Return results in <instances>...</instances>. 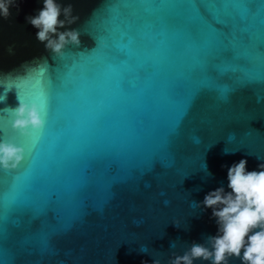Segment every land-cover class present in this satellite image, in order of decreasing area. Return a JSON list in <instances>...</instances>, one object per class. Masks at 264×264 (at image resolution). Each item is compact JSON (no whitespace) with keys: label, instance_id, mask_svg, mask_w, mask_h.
<instances>
[{"label":"water","instance_id":"obj_1","mask_svg":"<svg viewBox=\"0 0 264 264\" xmlns=\"http://www.w3.org/2000/svg\"><path fill=\"white\" fill-rule=\"evenodd\" d=\"M55 2L78 17L58 28L80 33L62 57L26 20L43 0L0 17V109L19 93L46 111L31 151L0 111V140L25 148L0 169V264H167L208 246L219 225L205 195L230 192L241 159L264 163V0Z\"/></svg>","mask_w":264,"mask_h":264},{"label":"clouds","instance_id":"obj_2","mask_svg":"<svg viewBox=\"0 0 264 264\" xmlns=\"http://www.w3.org/2000/svg\"><path fill=\"white\" fill-rule=\"evenodd\" d=\"M16 0H0V17L7 19L9 7L15 6ZM63 13L64 19H59ZM28 23L38 29L36 38L44 43L45 49L56 57L64 55L67 45H80V33L76 29L58 31L65 25L78 20L72 15V6L61 8L55 0H43V8L35 17H26ZM46 65V62L45 64ZM43 65H40L39 69ZM6 95L0 102L6 101ZM16 107H7L0 111L11 117V128L21 136L30 138L36 143L46 126V111L42 104L32 101L25 103L17 94ZM234 134H229V139ZM225 154L229 151L224 150ZM25 160V148L9 140H0V169L16 170ZM247 160L241 159L227 170L228 188L225 193L220 187L205 195L203 206L212 209V216L219 225V234L210 236L206 243H193L182 255L172 253L167 264H193L194 260L209 261L210 264H228L230 257H237L242 264H264V163L258 165L260 171H246ZM206 175L207 167L204 165ZM167 203V201L165 202ZM196 207H200L196 204ZM255 230V231H254ZM176 247L175 242L171 244ZM147 247L141 246L140 251L147 253ZM243 254L241 255V251ZM153 264H161L154 259Z\"/></svg>","mask_w":264,"mask_h":264},{"label":"snow or ice","instance_id":"obj_3","mask_svg":"<svg viewBox=\"0 0 264 264\" xmlns=\"http://www.w3.org/2000/svg\"><path fill=\"white\" fill-rule=\"evenodd\" d=\"M59 108V101L57 96L54 94L53 99L48 103V116L50 118L54 117L56 112L58 111ZM41 138L36 142L33 143L32 140L29 138V143H30V151L32 148H36L37 144L40 142ZM0 180H2V177H0Z\"/></svg>","mask_w":264,"mask_h":264}]
</instances>
